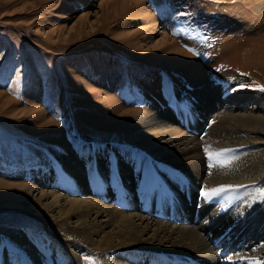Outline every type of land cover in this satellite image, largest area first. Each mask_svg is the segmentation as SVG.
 Returning <instances> with one entry per match:
<instances>
[{"label": "bare ground", "instance_id": "obj_1", "mask_svg": "<svg viewBox=\"0 0 264 264\" xmlns=\"http://www.w3.org/2000/svg\"><path fill=\"white\" fill-rule=\"evenodd\" d=\"M138 1L136 6L141 3ZM90 16H82L81 22H89ZM132 35L122 37V41L129 45ZM150 35L145 33L144 44ZM226 41L222 46L231 50L229 64L264 76V36L257 42L245 41L243 46L237 38ZM149 47L140 46L145 49L139 58L151 56V66L187 73L174 85L171 103L165 106L160 100L138 110L126 108L114 95L105 96L98 104L104 117L99 128L113 130L127 121L123 141L87 139L92 141L88 147L64 156L58 171L52 166L33 167L37 183L25 200L31 205L29 215L56 234L51 241L55 256L70 264H84L83 254L71 244L63 246L62 239L75 242L98 264L264 261V201L253 199L256 190L264 187L263 81L227 75L235 84L224 91L219 82L207 79L200 63L168 35ZM86 86L89 96L99 97L96 88L88 82ZM160 89L157 81L150 83L147 97L156 96ZM52 126L47 121L42 127ZM205 147L214 154L212 159ZM240 149L249 151L241 162L211 164L215 153ZM87 157L98 163L97 168L84 163ZM12 171L24 176L29 173L22 167ZM187 185L190 200L185 197ZM222 185L247 187L224 192L210 201L201 195L204 186L213 189ZM21 186L0 182L3 191L13 192ZM20 200L10 197L5 205L8 208H3L27 209L16 203ZM158 206L165 210H155ZM0 264L44 263L16 234L10 241L0 236Z\"/></svg>", "mask_w": 264, "mask_h": 264}, {"label": "rangeland", "instance_id": "obj_2", "mask_svg": "<svg viewBox=\"0 0 264 264\" xmlns=\"http://www.w3.org/2000/svg\"><path fill=\"white\" fill-rule=\"evenodd\" d=\"M135 2L0 0V94L4 95L0 97V182L22 185L13 192L0 190V236L10 241L12 235H20L44 264L70 262L55 256L51 241L56 234L29 215L31 205L25 200L37 183L32 168L52 166L58 171L64 156L88 147L92 141L87 139L122 142L127 121L113 130L99 128L104 117L98 104L105 96L118 97L129 109L146 110L160 100L166 106L175 97L177 80L187 74L151 66V56L139 58L145 49L141 45L151 47L166 34L200 63L207 79L221 84L219 89L226 91L235 84V79L227 78L231 74L258 77L264 86V76L229 64L231 50L222 46L230 38L243 46L264 36V0H140L137 6ZM87 14L89 22H81ZM129 35L134 38L131 45L122 41ZM156 81L161 89L149 98L150 83ZM86 82L101 93L99 97L86 93ZM47 121L53 126L44 129ZM247 153L226 151L211 164H237ZM88 157L84 163L97 168L98 163ZM18 167L27 169L28 175L12 171ZM10 197L21 199L16 203L27 209H4ZM62 240L63 246L71 244L83 259L88 256L91 264H98L75 242Z\"/></svg>", "mask_w": 264, "mask_h": 264}, {"label": "snow or ice", "instance_id": "obj_3", "mask_svg": "<svg viewBox=\"0 0 264 264\" xmlns=\"http://www.w3.org/2000/svg\"><path fill=\"white\" fill-rule=\"evenodd\" d=\"M234 79V78H233ZM261 91H264V86H261L260 88ZM205 152L208 154L209 159H212L213 157V153L210 151V149L208 147H205ZM226 151H231V150H221L220 152L215 153L216 157H219L221 155H223L224 152ZM213 165H209V167H212ZM241 187H247L245 185H238V186H232V185H222L218 188H213V189H207L206 186H204L201 190V195L206 199V200H212L214 197H218L220 196L222 193L224 192H228V191H237L239 188ZM257 195H255L253 197V199H258L261 201H264V187L259 188L256 190ZM84 259L86 261H90L91 264V258L88 256H85ZM227 259L231 260V257H228ZM251 264H264V261H261L259 259H253L251 260Z\"/></svg>", "mask_w": 264, "mask_h": 264}]
</instances>
